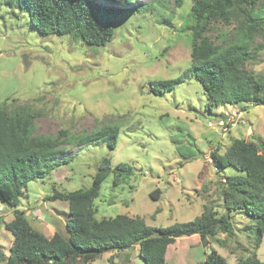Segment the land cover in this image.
Instances as JSON below:
<instances>
[{
    "label": "rangeland",
    "instance_id": "1",
    "mask_svg": "<svg viewBox=\"0 0 264 264\" xmlns=\"http://www.w3.org/2000/svg\"><path fill=\"white\" fill-rule=\"evenodd\" d=\"M137 1L153 5L119 19L114 38L103 47L69 35L41 34L27 10L0 1V104L10 98L11 107L32 106L38 133L58 134L64 129L81 133L108 123L121 126L116 148L106 143L68 146L59 159L70 157L68 163L56 165L43 180L26 183L17 208L49 237L55 231L67 234L69 205L48 196L55 190L90 186L105 156L112 158L114 166L131 163L134 174L117 186L114 173L107 177L94 201L95 217L138 215L160 227L191 220L206 206L224 213L220 182L224 172L235 170H218L209 159L212 151L224 152L238 137L254 140L259 135L264 142V104H227L210 111L195 76L163 95L151 92L150 80L177 77L190 65L192 1L185 0L181 7L174 0ZM164 17L169 21L164 22ZM247 67L264 74V51ZM222 119L229 121L226 131L219 126ZM188 151L195 155L186 158ZM157 188L161 193L155 199L150 194ZM14 211L0 201V245L7 254L14 236L5 223L15 217ZM233 223L238 225V235L219 233L224 243L209 239L205 246L199 234L177 238L168 246L167 264H204L209 247L230 262L248 249H255L264 260V238L254 248L242 234L248 219L236 214ZM90 264L145 263L136 246L104 252Z\"/></svg>",
    "mask_w": 264,
    "mask_h": 264
},
{
    "label": "trees",
    "instance_id": "2",
    "mask_svg": "<svg viewBox=\"0 0 264 264\" xmlns=\"http://www.w3.org/2000/svg\"><path fill=\"white\" fill-rule=\"evenodd\" d=\"M1 1V0H0ZM9 7L27 10L32 24L44 35H69L74 40L103 47L115 35V24L134 9L147 10L151 2L137 0H2ZM185 0H174L181 7ZM193 23L190 65L177 77L149 81L156 95L171 91L179 83L195 76L207 101L206 109L227 104L263 105L264 74L248 69L264 51V0H191ZM137 2V3H136ZM169 21L167 17L162 19ZM169 23V22H168ZM218 29V30H217ZM217 32V34H215ZM10 98L0 104V201L15 208V217L5 223L14 236L9 253L0 245V264H90L107 251H125L139 246L145 264H167L168 246L177 238L199 234L205 246L210 240L224 243L217 236L238 235L236 214L248 219L243 233L259 248L264 238V142L234 138L224 152L212 151L218 170L227 167L220 182L224 213L206 206L191 220L166 226H153L142 216L118 214L97 219L95 199L102 183L114 173L113 185L124 183L134 174L133 165L103 157L90 186L71 191L55 190L49 200L67 201V234L59 231L49 237L35 228L23 210L17 207L26 183L48 177L52 168L68 163L60 157L68 146L106 143L118 145L121 126L108 123L81 133L67 129L58 134L37 132V112L26 103L11 107ZM246 109V108H245ZM243 111V110H242ZM244 112V111H243ZM244 115V113H243ZM242 115V116H243ZM195 155L188 151L186 158ZM157 188L150 195L158 199ZM204 264H264L251 249L230 262L217 249L205 251Z\"/></svg>",
    "mask_w": 264,
    "mask_h": 264
},
{
    "label": "built area",
    "instance_id": "3",
    "mask_svg": "<svg viewBox=\"0 0 264 264\" xmlns=\"http://www.w3.org/2000/svg\"><path fill=\"white\" fill-rule=\"evenodd\" d=\"M243 111H240V115L242 116L243 115ZM233 120V119H232ZM228 122L229 121H226V120H224V119H222V120H220V122H219V126H220V128L223 130V131H226L227 129H228ZM209 159L212 161V157L210 156L209 157Z\"/></svg>",
    "mask_w": 264,
    "mask_h": 264
}]
</instances>
